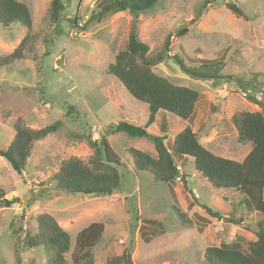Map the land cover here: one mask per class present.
Masks as SVG:
<instances>
[{
	"label": "rangeland",
	"instance_id": "1",
	"mask_svg": "<svg viewBox=\"0 0 264 264\" xmlns=\"http://www.w3.org/2000/svg\"><path fill=\"white\" fill-rule=\"evenodd\" d=\"M20 1L31 12L35 51L0 68V150L15 137L19 118L32 129L57 121L62 125L34 144L22 176L0 157V189L6 199H19L11 208L0 209V264H17L13 218L23 217V229L35 233V217L43 213L54 216L70 234L68 261L79 232L94 222L104 225L93 251L95 264H106L126 250L133 264H207L209 247L232 242L245 246L253 238L246 227H254L259 215L248 211L236 190L209 186L191 159L177 161L187 186L181 181L176 186L156 183L149 173L137 171L124 172L121 188L110 196L50 194L53 176L64 161L92 158L94 151L81 136L92 134L94 141L105 137L128 166L130 148L156 155L151 140L111 131L119 122L142 124L150 112L107 71L126 49L133 20L129 11L99 21L91 18L100 12L102 0H64L63 17L53 24L51 0ZM234 2L245 17L227 8ZM137 27L149 46L153 71L202 94L195 121L201 144L242 161L252 143L238 142L231 118L240 111H262L251 97L264 103V0H160L139 15ZM184 29L189 32L181 35ZM27 32L21 24L0 26V57L14 52ZM175 56L188 66L220 60L221 73L231 79H194L181 71ZM180 121L171 115L176 132ZM201 204L220 216H211ZM46 255L44 248L22 250L20 264H46Z\"/></svg>",
	"mask_w": 264,
	"mask_h": 264
},
{
	"label": "trees",
	"instance_id": "2",
	"mask_svg": "<svg viewBox=\"0 0 264 264\" xmlns=\"http://www.w3.org/2000/svg\"><path fill=\"white\" fill-rule=\"evenodd\" d=\"M160 0H102L100 12L91 19L102 20L108 15L129 11L132 26L128 36L126 49L120 51L107 69L125 87L137 101L147 105L150 112L147 123L139 126L127 122H119L111 127L114 133L123 132L133 138H146L153 142L156 155L130 148L127 152L131 165L114 151L105 137L93 140L92 134L81 136L94 153L85 162L77 157L64 161L54 174V185L49 190L51 195L110 196L119 190L123 183L124 172L149 173L154 182L178 184L177 179L185 185L186 176L181 172L177 161L193 158L197 175L206 183L217 189L236 190L243 198L242 203L251 213L259 215L254 227L246 230L253 238L244 246L240 242L223 243L219 247H209L205 252L207 264H264V103L251 97L262 111H240L233 115V123L239 143H252V150L242 160L237 161L220 156L201 144L198 132L190 125L174 136L171 142H165V136L153 135L148 127L155 121L158 111L173 114L182 120L191 121L200 93L194 89L178 86L152 69L148 57L149 46L140 39L138 17L141 13L153 9ZM203 8L198 17L203 16ZM227 8L238 18L245 17L243 10L236 2L228 3ZM64 0H51L49 19L58 24L63 17ZM21 24L27 29V35L10 55L0 57V68L10 67L14 62L24 59L25 53L35 51L34 37L31 36L32 16L26 4L20 0H0V26L10 28ZM189 29H184L185 35ZM32 38V40H31ZM175 61L181 71L197 80H230V76L221 73L224 62L220 60H201L199 66H188L179 57ZM62 122L42 129H32L19 118L15 124V137L5 150H0V157L18 176H22L31 156L34 144L59 130ZM19 202L18 198L6 199L0 189V209L11 208ZM203 210L211 216L219 217L208 206L201 204ZM23 217H14L10 223L15 236V256L20 264V251L44 248L46 264H95L93 251L100 243L104 233V225L94 222L79 232L76 239V250L68 261L67 253L71 249L70 234L59 224L57 219L43 213L35 217L37 231L23 229ZM106 264H133L131 253L125 251L120 256H113Z\"/></svg>",
	"mask_w": 264,
	"mask_h": 264
},
{
	"label": "crops",
	"instance_id": "3",
	"mask_svg": "<svg viewBox=\"0 0 264 264\" xmlns=\"http://www.w3.org/2000/svg\"><path fill=\"white\" fill-rule=\"evenodd\" d=\"M201 96H202V94H200ZM200 99H201V97H200ZM200 101V100H199ZM199 101H198V103H199ZM198 103L196 104V108H195V112H194V115H193V118H192V120L191 121H189V120H187V121H185V120H182V119H180L179 117H178V120L180 121V120H182V121H180L181 122V126H180V128H179V130H178V132H176V131H174V128H172V126H171V115H170V113H167V112H164V111H158L157 113H156V116H155V121L153 122V124H151L149 127H148V131L151 133V134H153V135H158V136H165L166 137V140H165V142H171L172 140H173V138H174V136L175 135H177L178 133H180L181 131H183L188 125H190L191 126V128H192V130L194 131V132H198V131H195V121H197V118L199 117V114H198V112H199V110H198ZM148 118H149V116L147 117V118H145L144 119V122L142 123V124H138V122H136L135 123V125H140V126H143V125H145L146 123H147V121H148ZM173 133H176L174 136H173V138L172 139H170V137H171V135L173 134ZM208 148V147H207ZM242 151V150H241ZM251 151V150H250ZM249 151V152H250ZM156 152V151H155ZM249 152L244 156V158L249 154ZM238 156V155H237ZM189 159H191L192 161H193V158H187V159H183L182 160V164L185 162V161H187V160H189ZM184 176H187L186 174H185V172H183L182 173ZM187 178V177H186ZM188 184H186V186H187ZM192 192V191H191ZM193 194H194V192H193Z\"/></svg>",
	"mask_w": 264,
	"mask_h": 264
},
{
	"label": "built area",
	"instance_id": "4",
	"mask_svg": "<svg viewBox=\"0 0 264 264\" xmlns=\"http://www.w3.org/2000/svg\"><path fill=\"white\" fill-rule=\"evenodd\" d=\"M180 169H181V168H180ZM177 181H178V182L181 181V178H178Z\"/></svg>",
	"mask_w": 264,
	"mask_h": 264
}]
</instances>
